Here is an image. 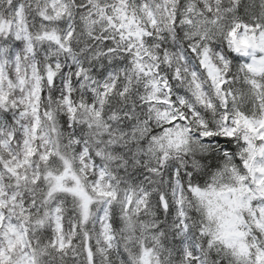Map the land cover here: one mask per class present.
<instances>
[{
	"label": "clouds",
	"instance_id": "obj_1",
	"mask_svg": "<svg viewBox=\"0 0 264 264\" xmlns=\"http://www.w3.org/2000/svg\"><path fill=\"white\" fill-rule=\"evenodd\" d=\"M0 264H264V0H0Z\"/></svg>",
	"mask_w": 264,
	"mask_h": 264
}]
</instances>
